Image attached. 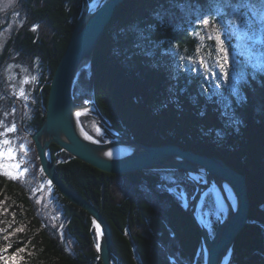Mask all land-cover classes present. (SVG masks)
Masks as SVG:
<instances>
[{"label":"trees","instance_id":"obj_1","mask_svg":"<svg viewBox=\"0 0 264 264\" xmlns=\"http://www.w3.org/2000/svg\"><path fill=\"white\" fill-rule=\"evenodd\" d=\"M263 1L125 0L106 28L91 66L82 71L74 85L78 102L95 96L102 114L138 141L147 145L175 144L192 150L189 145L192 133L202 143L198 150L193 149L195 152L222 158L247 176L252 203L250 221L236 240L229 264H264V66L255 67L246 58L243 60L246 77L239 93L228 89L224 93L208 92L201 74L192 71L193 67H184L180 56L184 53L188 58L198 59L196 49L203 50L200 36L206 34L203 20L216 21L218 7L225 6L230 15L231 9L239 6L243 10L252 6L256 11ZM83 5L84 0H20L15 8L19 20L0 57V133L13 127L24 139L26 133H34L44 123L51 80ZM120 27L125 28L119 32ZM230 29L237 31L235 23L230 24ZM230 36L233 43H239L233 33ZM25 77L31 78L24 84L29 95L27 102L16 93ZM78 90L88 95L83 98ZM26 137L38 178L41 163L34 141ZM52 155L54 160L58 159L62 181L105 209V216L115 230L113 257L117 264H138L137 249L144 264H205L200 232L187 207L176 203L169 192L154 187L161 179L159 174L167 172L112 174L72 158L57 145L52 146ZM117 178L126 179L118 181L126 184L132 178L139 186L145 181L151 189L135 190V203L123 194L118 196V204H114L112 199L117 196L111 194L110 186ZM27 184H30L27 180L0 174V255L8 250L19 254L20 264H103L91 231L94 226L89 212L70 202L52 184L49 192L64 208L61 215L67 209L71 213L74 210L78 217L67 219L58 209L53 216L38 207V196L31 195ZM166 198L173 201L174 209L168 211L173 227L181 224L187 230L186 239L195 242L190 247H184L187 240L183 237V246L161 249L154 245L153 241L165 240L170 230L164 224L165 232L160 239L146 226L153 219L156 226L151 225L153 229L159 230V225L162 228L163 223L157 219L165 217V207L159 210L156 205H164ZM21 224L24 227L20 230ZM60 228L67 234L70 232L77 246L65 244ZM127 228L135 235L133 240L138 248L124 234ZM169 239L179 241L176 233L173 236L170 233ZM143 241L149 245L143 246ZM0 264L4 261L0 260Z\"/></svg>","mask_w":264,"mask_h":264},{"label":"water","instance_id":"obj_2","mask_svg":"<svg viewBox=\"0 0 264 264\" xmlns=\"http://www.w3.org/2000/svg\"><path fill=\"white\" fill-rule=\"evenodd\" d=\"M125 0H106L95 11H89V0L77 20L69 45L53 75L46 117L42 126L30 134L42 165L43 173L74 204L89 211L99 229V254L104 264H117L113 257L114 232L100 209L61 180L57 160L52 155V146L57 145L71 155L99 170L112 174H127L149 170H183L191 175L204 173V181L198 180V192L188 206V213L202 232L206 264H227L237 237L244 230L251 215V200L247 177L219 157H212L187 150L179 145H147L128 132L118 129L102 114L95 96L91 102L78 103L74 97V84L82 69L90 67L96 48L106 31L116 9ZM92 109L113 140L98 141L85 131L80 112ZM127 149L126 150H123ZM123 151L118 156L112 151ZM220 190L227 206V213L220 217L215 235H212L196 209L206 193L213 188ZM231 189V190H230ZM204 191V194H203ZM236 204H233L231 193ZM138 264H144L138 249Z\"/></svg>","mask_w":264,"mask_h":264},{"label":"rangeland","instance_id":"obj_3","mask_svg":"<svg viewBox=\"0 0 264 264\" xmlns=\"http://www.w3.org/2000/svg\"><path fill=\"white\" fill-rule=\"evenodd\" d=\"M104 1H106V0H89V2H90V5H89L90 9L89 10L95 11L96 9L99 8V6ZM19 3H20V0H0V57L3 54V52L5 50L4 48H6V45L8 44L9 39L12 38L13 28H15V25L19 20V14L15 11V8L18 7ZM239 7H233L230 11V15L228 14V11H226L225 6L224 7L222 6L221 8L218 7V10H217L218 14H216L217 20L211 21L210 19H208L210 21V23H209V26L206 28V34L203 35V37H205V39L203 40V50L199 53V56L204 55L205 57H207V54H208L209 50L211 49L213 58H215V56L218 55V53L215 51V48H216L215 40H208L207 39L209 32L212 31V26H213L212 22H214V21L217 22L220 26H222L221 35H222V39L224 41L225 49L227 51L228 58H229L228 59V80L222 84L220 89H218V90H222L223 93L225 92L226 89H228L229 91H232L233 86L236 89L235 92L239 93V91H240L239 86L242 83V79L244 77H246L247 67L243 61L246 58H248L249 61L253 62V66H255V67L264 66V1L262 3L261 2L259 3V5L256 8V11L254 10V8L252 6H250V8L246 7L245 10H243L241 6H239ZM83 8H84V5H83ZM251 11L253 12V15L251 13L249 14V12H251ZM82 12H83V9H82ZM224 15H226V16H224ZM113 19H114V17L112 18V20ZM170 19H172V17H170ZM112 20L110 21V23L112 22ZM230 21H235L237 31L234 32L233 30L230 29V23H229ZM124 28L125 27H122V28L120 27L118 29V31L121 32L124 30ZM230 33L231 34L233 33L238 38L239 43H233L232 37L230 36ZM250 40H254L255 43L254 44L250 43ZM180 59L182 60L184 67L185 66L186 67H188V66L193 67V69H195V72H197L198 74H201L202 80H203V86H204L206 91L211 92L212 90L213 91L217 90L215 88L216 81L213 80L210 76H208L206 78V74L204 72V69L202 67H200L199 64L196 62L198 59L189 60L188 57H186L184 55V53H183V56H180ZM234 61L236 63H235V68H234L235 84L233 85V83H232V72H233V62ZM209 62H211V61H209ZM86 69H88V67L82 69L80 74L82 73V71L84 72ZM17 78H18V76L16 75V80H17ZM25 78H26V80L23 81L21 84L22 87H16L17 96L20 97V99L21 98L24 99L23 102H27L29 99V95H27L25 93V88H24L25 85L24 84L26 81L31 80L30 77H25ZM78 91L80 93L81 92L83 93V94L81 93L82 94L81 96L83 98L86 95H88L83 90H78ZM74 97L76 100L77 99L76 93H74ZM78 97L80 98V96H78ZM86 101L91 102V100H87V99H85L82 102L80 101V102L84 103ZM80 102H78V103H80ZM127 106L130 107V105H127ZM140 106H143V104L140 103ZM106 119L110 123H112L109 118L106 117ZM80 120L82 122V125H83L85 131L90 135V137H92L98 141H103L102 139H104V141H110V140L114 139L113 136H111L110 131H108V129L104 126V124L98 118V115L96 114L95 111H93L91 109H88L86 111L85 110L82 111V114L80 116ZM0 134H2V133H0ZM21 134L24 135V133H21ZM30 134H32V133H30ZM30 134L26 133V135L23 139L20 136V134L18 133V129L12 127V128H8L5 132H3L2 135H0V174L5 175L10 179L11 178L12 179H19V180H22L24 182H26V180H27L28 183L32 184V185L27 184L29 189H30L31 195L32 196H38V200H36L38 202V207H40L41 210L45 209V211H49V213H51V214L53 213L52 214L53 216H55V214L58 213L57 209L61 210V211H59V213L61 215L64 211V208L60 207L57 204V202L55 201V198L51 195V192H49V190L53 189L54 184L50 181L49 178H47L45 176V174L43 173V169H42V173L39 175L38 178H37L38 174L34 173V171H36L35 169L37 168L35 161H34L35 158L33 157L32 151L29 150V147L26 145V142H28V139H29L26 136L31 137ZM11 135H13V136H11ZM191 135H192L193 140L189 141L190 142L189 145L191 147H193L192 150L193 149L198 150L199 147L202 146L201 140L197 135H196V137L192 133H191ZM191 135H189V136L191 137ZM31 139H32V137H31ZM7 150L13 151V154L11 157L4 154ZM41 167H42V165H41ZM149 171L167 172L165 174H162V173L159 174L161 179H158L159 182L155 183L156 185L154 187H156V189H160L159 184L163 187H165V185H167V184H170L172 190H174V191H171L170 194H172L173 200L175 198L177 199V201L174 200L176 203L180 202L188 208V206L191 204V202L194 201V199L196 197V193L198 192V186H197L195 180H198V179H195L193 177L190 178L187 175V173H185V171H183V170H163L162 169V170H149ZM176 171H181V173L176 172ZM203 181H204V179L201 177L200 182H203ZM46 186H49V187H46ZM193 186H196L194 191H193ZM139 187L147 188L148 186L146 185V183H144V184H141V186H139ZM110 188H111V194L113 196H117L116 198L113 197V199H112L113 203L118 204V196L119 195L122 196L124 194V197H127L130 194L128 189H130L131 187L128 188V185L126 183H123V182L118 183L117 181L114 180V182H112ZM130 191H132V193L134 195H136V192L133 188H131ZM215 194L216 193H214V191L207 192L205 195V198L202 200V202L200 201L201 204H200V206L198 205L199 207L196 210L197 216L202 217V219H204V222L207 224L212 235H215V233L217 231L218 224H219L220 217L222 216L221 212H220L221 211L220 204H219L218 198ZM105 195H106V193L103 192V195H102L103 208H105V198H106ZM87 200H89L92 204L97 206L93 200H90V199H87ZM70 202H72V201L70 200ZM172 205H173V201H169V199H167V198L164 201V205H156L157 209H159V210H161L162 207H165L164 208L165 214H163V215H165V217H163L162 220H161V218H159V220L163 223L162 228L159 225V230H155V229L154 230L156 231L155 232L156 235L160 239H162L161 235H162V233L165 232V227H164V224H165L166 227H168L167 230L168 231L170 230V232L168 234V241H169L170 233L172 234V236L174 233H176L178 238H179V241L172 240V241L168 242L167 245L158 244L157 242L153 241L154 245H156L157 247H159L161 249H166L167 247H171V246L174 247V246H183V245H184V247H188V246L190 247V245H193L195 242L192 240L186 239L187 238L186 228H184L181 224H174L175 228L173 227V222L170 219L171 215L168 214V211L170 212V209L173 208ZM97 207L100 209L101 213L105 216V212H104L105 209H102L100 204ZM187 208H186V210H187ZM55 211H56V213H55ZM73 213H74V210H72V213H71V211L68 212L66 209V211L64 212L65 215H61V216L62 217L67 216L66 217L67 219L69 217L71 219L72 217L76 216ZM51 214H50V216H52ZM76 217H78V216H76ZM91 217H92V215H91ZM92 220H93V226L94 227L92 226L93 229L91 231H92V234L94 235V237L97 239L96 245H99V229H98L96 223L94 222L93 217H92ZM153 221L154 220L151 219L148 224H150V226L152 225L153 227H156L155 224L153 225ZM249 221H250V219H249ZM145 224L147 225V223H145ZM247 224H246V226H247ZM23 227H24V224H21L18 228L21 230V229H23ZM197 228H198V226H197ZM137 230H139V228H136V233H137ZM161 230H163V231H161ZM198 230L200 232V238H201L200 239V242H201L200 245L203 247V250H204V263L206 264V254H205V249H204L203 236H202L201 230L199 228H198ZM183 231H184V235H183ZM59 232H60L61 239L65 242V244L67 246H69L70 244H74L75 246H77V244L74 240V237L70 234V232L68 233L69 234L68 235L66 233L65 229H64V231H62V228L59 229ZM159 232H162V233H159ZM125 233H126V235H128L130 240L132 238H135V235L128 228L124 230V234ZM114 237H115V233H114ZM182 237L184 238V240H187L186 244L184 243L182 245V242H183V241L181 242ZM189 237H191V236H189ZM162 241H165V240L163 239ZM234 246H235V244H234ZM97 248L99 250V247H97ZM233 254H234V249H233V253H232L227 264H229L230 261L232 260ZM0 260L4 261V264H20L19 263V261H20L19 254L15 255L14 253H11V251H9V250L0 255Z\"/></svg>","mask_w":264,"mask_h":264},{"label":"snow or ice","instance_id":"obj_4","mask_svg":"<svg viewBox=\"0 0 264 264\" xmlns=\"http://www.w3.org/2000/svg\"><path fill=\"white\" fill-rule=\"evenodd\" d=\"M10 6V5H9ZM210 21L208 19L203 20V25L205 28L209 26ZM230 24H234V21H230ZM213 27L212 31L209 32L207 39L208 40H215L216 48L215 51L218 53L215 58L212 57V51L209 50L207 57L204 55H200L198 60L196 61L200 67L204 69V72L206 74V78L210 76L213 80L216 81L215 88L218 90L221 88L222 84L228 80V54L225 49L224 41L222 39V26H220L217 22H212ZM238 26V25H237ZM199 35V34H198ZM201 41L205 39V37L200 36ZM250 43L254 44V40H250ZM196 52L199 54L201 52L200 47L196 49ZM189 60H192V57L188 58ZM211 61V62H209ZM235 61L233 62V72H232V83L235 84ZM192 71H195V69H191ZM218 70V71H217ZM233 93H235L236 89L233 86L232 89ZM219 94L218 92H214V95ZM4 154L8 155L9 157L12 156L13 151L7 150ZM99 247V245H97Z\"/></svg>","mask_w":264,"mask_h":264},{"label":"flooded vegetation","instance_id":"obj_5","mask_svg":"<svg viewBox=\"0 0 264 264\" xmlns=\"http://www.w3.org/2000/svg\"><path fill=\"white\" fill-rule=\"evenodd\" d=\"M118 128V127H117ZM119 129V128H118ZM121 130V129H120ZM129 135H131V134H129ZM111 136H112V134H111ZM132 136V135H131ZM135 138V137H134ZM117 182L118 181H125L126 179H115ZM144 182L145 181H143V183H141V184H144ZM147 182V181H146ZM127 185H128V187H131V188H133L134 190H137V189H146V190H149V186L147 187V188H144V187H139V185L137 184V183H135L134 182V180L132 179V178H129L128 179V181H127ZM133 185V186H132ZM159 187H160V189L159 190H164V192H166V194L169 192V194L171 193V191H174V190H172V188H171V186H170V184H167V185H165V187H163V186H161L160 184H159ZM130 188V189H131ZM151 189V188H150ZM130 192V194H129V201L132 203V202H136L134 199H136L137 197H136V195H134L133 193H132V191H129ZM137 194V193H136ZM165 194V193H164ZM149 197V196H148ZM175 201H177V199L175 198L174 199ZM157 220H159V219H157ZM146 228L148 229V230H150L151 232H153V234H156L155 232V230L150 226V224H148L147 226H146ZM159 229V228H158ZM114 233H115V230H114ZM159 233H162V232H159ZM153 234H150L149 233V236H153ZM162 234H164V233H162ZM137 236V235H136ZM145 238H147V237H145ZM164 238H165V241H159L158 242V244H164V245H167V243L168 242H170V239H169V241H168V236L167 235H165L164 236ZM133 239H135V238H132L131 240H132V245L134 246L135 245V247H137V245L135 244V241L133 240ZM141 239H143V237H141ZM150 243H152V242H150ZM153 244V243H152ZM147 245H149V242L148 241H143V246H147ZM138 248V247H137Z\"/></svg>","mask_w":264,"mask_h":264},{"label":"bare ground","instance_id":"obj_6","mask_svg":"<svg viewBox=\"0 0 264 264\" xmlns=\"http://www.w3.org/2000/svg\"><path fill=\"white\" fill-rule=\"evenodd\" d=\"M90 9V7L88 6V10ZM90 11V10H89ZM88 110V109H87ZM92 110V109H91ZM86 111V110H85ZM81 114H82V112H80V116H81ZM123 150H126L127 151V149H124L123 148ZM123 153V151H121L120 149H117V151H112L111 153H110V155H113V156H118V154H122ZM186 173V172H185ZM193 178H195V179H198L199 181H201V177H203L204 176V173H202V174H199V175H191ZM202 183V182H201ZM55 186V185H54ZM56 187V186H55ZM210 192H212V191H214V193H216L215 195L217 196V198H218V201H219V204H220V209H221V215L223 216L225 213H227V206H226V202L224 201V199H223V197H222V194H221V192H220V190L218 191V189L217 188H213V189H211L210 188V190H209ZM208 191V192H209ZM230 193H231V198H232V201H233V204L235 205L236 204V199H235V196H234V194L230 191ZM203 194H204V191H203ZM205 198V197H204ZM200 204H201V202L198 204L199 206H200ZM78 206V205H77ZM198 206V207H199ZM80 207V206H79ZM197 210V209H196ZM204 220V219H203ZM111 228L113 229V227L111 226ZM114 232V231H113ZM101 257V256H100ZM102 259V258H101ZM102 262H103V264H104V261H103V259H102Z\"/></svg>","mask_w":264,"mask_h":264}]
</instances>
